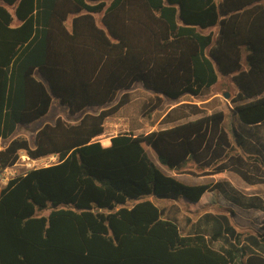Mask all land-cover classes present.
Here are the masks:
<instances>
[{"label":"trees","instance_id":"1","mask_svg":"<svg viewBox=\"0 0 264 264\" xmlns=\"http://www.w3.org/2000/svg\"><path fill=\"white\" fill-rule=\"evenodd\" d=\"M219 73L238 90L230 130L215 111L146 134L121 133L109 146L98 140L137 84L159 102H178L207 94ZM54 100L77 123L59 117L33 142L14 137ZM190 106L197 109L179 105ZM263 127L264 0H0V139L8 141L0 174L21 155L58 160L0 190V264H264V217L246 235L227 214L205 213L190 235L165 217L151 197L199 212L227 190L185 184L145 149L170 171L193 162L264 183V156L247 139ZM240 205L264 212L258 196Z\"/></svg>","mask_w":264,"mask_h":264},{"label":"rangeland","instance_id":"2","mask_svg":"<svg viewBox=\"0 0 264 264\" xmlns=\"http://www.w3.org/2000/svg\"><path fill=\"white\" fill-rule=\"evenodd\" d=\"M100 19V16H96ZM71 26V18L68 22V27ZM217 28H212L206 32H217ZM247 53L243 54V68L247 69ZM238 90L233 81L232 76H223L219 73L218 83L207 94L199 97L185 96L178 102L163 99L159 102L155 94L146 91L140 84H137L129 91L130 102L123 107L118 114L109 118L106 122L105 134L100 136L98 140L102 142L121 133H133L135 135L146 134L152 131H158L173 127L188 120H194L203 114H211L215 111H223L226 115L225 128L230 130L231 125H236L235 118L232 117L231 109L234 107L232 98L237 94ZM229 94V98L225 94ZM191 104L197 109L190 107H179L181 104ZM194 110L201 112L200 115H195ZM98 108L90 109V113L98 112ZM170 113L169 117H165ZM186 116V117H184ZM62 118L70 123H77L78 117H71L66 107L60 105L54 100L49 113L42 119L28 125L20 126L14 135L28 138L31 142L34 140L36 132L46 124H52L57 118ZM230 132V131H229ZM230 137L233 135L230 133ZM249 142L255 149L259 150L264 156V127L254 134L250 133L247 137ZM8 141L0 139V148L6 146ZM249 146V145H248ZM250 148V146H249ZM145 149L153 162H155L164 172L170 175L177 174L180 181L188 184L186 180L195 184L216 185L217 183L224 184L226 192H216L217 203L204 211L192 212L188 207L180 201L159 200L153 197L150 198L161 209H164L165 217L174 220L181 229L184 235L193 234L200 218L207 212L213 214H227L230 216L234 226L243 234L254 233L264 217V212L256 209L249 210L243 205L248 202L249 198L259 197L264 202V183L249 184L242 179L237 173L229 170L221 174H212L205 168H199L195 163L189 162L187 166L180 172L174 173L162 166L152 148L145 145ZM21 155L17 166H13L0 174V190L7 183L17 176L23 175L33 168L24 166L25 162ZM39 159L36 168L47 167L57 163L56 158ZM213 169V168H212ZM211 170V169H208ZM256 172L252 173L253 176ZM192 185V184H188ZM136 202L130 201L126 204L127 207H132ZM50 209L39 213L42 216H48ZM216 247L220 244L216 243Z\"/></svg>","mask_w":264,"mask_h":264},{"label":"built area","instance_id":"3","mask_svg":"<svg viewBox=\"0 0 264 264\" xmlns=\"http://www.w3.org/2000/svg\"><path fill=\"white\" fill-rule=\"evenodd\" d=\"M50 158H56V157L53 156V157H50ZM23 159H24V162H25L24 166L27 167V168H33V169L36 168V164L38 163V161H40V160H32V159H30L27 156H23ZM41 160H44V159H41ZM15 166H17V164Z\"/></svg>","mask_w":264,"mask_h":264},{"label":"crops","instance_id":"4","mask_svg":"<svg viewBox=\"0 0 264 264\" xmlns=\"http://www.w3.org/2000/svg\"><path fill=\"white\" fill-rule=\"evenodd\" d=\"M111 139V138H110ZM110 139H107L106 141H104V142H102V144L104 145V146H109L110 144H111V140ZM2 140V139H1ZM5 147V146H4ZM3 147H1L0 149H2ZM9 169V168H8ZM174 173H176V171H173ZM170 175V174H169ZM171 176H175L177 179H180V177L177 175V174H174V175H171ZM186 182H188V184H192V185H194V183H192V182H190V181H188V180H186ZM195 185H197V184H195ZM249 210H252V209H249Z\"/></svg>","mask_w":264,"mask_h":264},{"label":"water","instance_id":"5","mask_svg":"<svg viewBox=\"0 0 264 264\" xmlns=\"http://www.w3.org/2000/svg\"><path fill=\"white\" fill-rule=\"evenodd\" d=\"M225 97H226V98H229V94L226 93V94H225Z\"/></svg>","mask_w":264,"mask_h":264}]
</instances>
